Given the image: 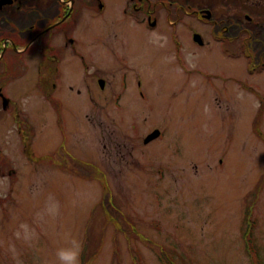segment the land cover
<instances>
[{"label":"rangeland","instance_id":"1","mask_svg":"<svg viewBox=\"0 0 264 264\" xmlns=\"http://www.w3.org/2000/svg\"><path fill=\"white\" fill-rule=\"evenodd\" d=\"M100 1L102 12L94 4L76 30L89 72L83 75L71 58L55 81L63 132L38 88L39 60L29 51L4 90L32 133L28 156L12 109L0 110V151L12 167L0 171V264H59L57 250L71 249L73 241L83 246L80 264L98 247L88 264H161L129 224L174 264H252L243 234L249 194L264 172V144L252 130L264 104V34L251 41L228 19L240 8L251 27L264 9L250 0H150L157 9L161 2L182 9L169 14L161 5L158 27L150 30L125 15L126 0ZM191 10L215 16L198 21L186 15ZM35 12L27 15L36 18ZM38 17L40 27L48 18ZM12 31L2 11L0 36ZM172 31L182 45L177 56ZM194 33L202 46L193 42ZM14 55L8 50L3 60ZM121 73L128 78L122 95ZM98 79L106 83L103 91ZM258 126L264 136V111ZM155 130L159 138L144 143ZM70 156L83 177L61 168L72 164ZM87 164L99 175L93 177ZM251 218L253 256L264 264V188Z\"/></svg>","mask_w":264,"mask_h":264},{"label":"flooded vegetation","instance_id":"2","mask_svg":"<svg viewBox=\"0 0 264 264\" xmlns=\"http://www.w3.org/2000/svg\"><path fill=\"white\" fill-rule=\"evenodd\" d=\"M49 1L24 0V4H17L16 0H11L10 4H4L0 7V13L4 11L6 19L14 27V31L9 32V34L0 36V64H2L0 66V110L10 111L12 109V111H10L9 113L13 114L16 135L18 136V139L22 144V146L20 145V147L24 151H26L27 154L28 151L26 145L29 142V137L32 131L29 132L30 127L28 126V124H26L27 122L24 119L21 120L19 118L18 112L14 110L13 105L15 106L16 104L10 101V99L4 94V90L7 84L16 79L14 77V73L17 72L16 68L19 69L20 67L19 59L22 56L21 54H25L27 51H29L30 53L28 55H32L38 58L39 64H43L45 68L44 77L50 76L52 79L50 83L52 90L55 89V81H57V79L61 75L60 66L64 62H69L71 58L77 59L82 66L83 75L87 74L90 68V66H88L89 61L86 59V54L83 55L80 52V50H82V46L78 37L79 32L76 33V30L81 18L85 21L84 18L93 15L92 13H94V4L95 9L99 11L103 10V6L100 0H82V5H80L79 7H76V0H51L50 3ZM250 1L254 2V4L252 5L254 9H264V0ZM100 5L102 6L101 10L99 8ZM158 5L159 6L157 9V3L151 2L150 0H126V8H124V13L125 15L128 14L127 16L130 20H134L135 22L140 21L150 30H155L156 27H158V16H156L155 14L156 12L159 13V8L161 7V5L164 6V10L169 14L175 13L177 15H180V13H182V9L180 8L168 10L166 8L169 7H165L164 3L161 2V5ZM51 6H56L54 12L52 11L53 7L51 8ZM5 8H9L11 12L8 13ZM232 9H234L235 11L236 7ZM34 11H36V18L27 15V13H32ZM81 11L84 12L82 13ZM206 11L208 10H191V13L189 12L188 14H186L185 12V14L195 16L198 21H204L203 16L206 15ZM240 11V8L237 9L235 18L232 17L228 19L229 21L235 23V28L238 35L244 33L249 38H251V41L253 36L255 35L257 37V34L259 32L261 33V35H263L264 13L253 15L255 22L250 27L248 23L252 22V18L246 13L241 16L239 14ZM15 12H24L26 15L21 18L19 17V15L16 16ZM208 12L209 18H212L214 14H212L210 10ZM45 13L48 19H44L42 26L39 27L38 24L40 21L38 20V18L40 17L38 16H41V14H43L44 16ZM11 14L17 17L16 22L10 18ZM138 15H140L142 18L139 19ZM142 15H145L146 19H144ZM243 19L246 20V24L243 23ZM152 21L156 22L155 27L149 26V23ZM177 38L178 37L175 31L170 32V40L171 43H173V56H177V51L180 52V50L182 49V45H180L176 41ZM24 39H27V42L23 43L22 40ZM17 45L19 46V50H16ZM8 50L15 54L14 56H18V58L13 59L12 57L10 61H4V56ZM21 69H24V64L22 65ZM119 76L121 88L126 89L128 87L127 75L121 73L119 74ZM104 89L105 88L103 87L101 90L103 91ZM42 96L44 97V95ZM44 99L46 100L45 97Z\"/></svg>","mask_w":264,"mask_h":264},{"label":"trees","instance_id":"3","mask_svg":"<svg viewBox=\"0 0 264 264\" xmlns=\"http://www.w3.org/2000/svg\"><path fill=\"white\" fill-rule=\"evenodd\" d=\"M247 57H249V56L247 55ZM250 58H252V56ZM41 88H42V86H41ZM263 107H264V105L261 104V108L259 109V111L257 113V116L254 119L253 124H252L253 131L255 132L256 136L258 138H260V139H263V136H262V133H261L260 128L258 126V123L260 122V119H261ZM55 108H56V110L58 112V109H59L58 108V105H56ZM4 161H6V159L3 157L2 158V161L0 163V165H1V171H2V165H3ZM7 167L10 170L11 166H7ZM74 168H77V171H75L73 173L76 174L79 177H83L82 175H83L84 169L78 168V163L75 164V167ZM88 170H89V168H88ZM91 170H92V166H91ZM94 170H96V168H94ZM92 174H94L93 177L99 175V173L97 172V170H96V172H94ZM90 177H92V176H90ZM263 184H264V175H262L259 178V180H258V182H257V184H256V186L254 188V195H255V197L257 195H259V193H260V191L262 189ZM103 188H104V191L106 192V187L104 186ZM129 232H130V234H132V236L133 235H136V237H138L142 242L146 243L148 246H151L152 247V250L155 252V254H156L158 260L161 262V264H174V262L171 259V257H169L166 253H164V249H161L159 247H156V246L152 245L149 240L144 239L141 234L137 233L135 231V229H134L133 226H131ZM128 237H129V235L127 234V239H128ZM244 241H245L247 253L250 256V260H251L252 264H257L256 261H255V259H254V256H253V249L251 248V245H250V243H251V226H249L248 229L244 233ZM98 249L95 250V252L92 254V256L90 258L95 257V255L98 252ZM88 262H89V259H87L84 262V264H87Z\"/></svg>","mask_w":264,"mask_h":264},{"label":"clouds","instance_id":"4","mask_svg":"<svg viewBox=\"0 0 264 264\" xmlns=\"http://www.w3.org/2000/svg\"><path fill=\"white\" fill-rule=\"evenodd\" d=\"M82 247L79 241H73V247L71 249L57 250L56 257L59 264H80Z\"/></svg>","mask_w":264,"mask_h":264},{"label":"water","instance_id":"5","mask_svg":"<svg viewBox=\"0 0 264 264\" xmlns=\"http://www.w3.org/2000/svg\"><path fill=\"white\" fill-rule=\"evenodd\" d=\"M10 3V0H1L0 1V7H1V5H4V4H9ZM204 18L206 17H208V12H206V15H204L203 16ZM155 25V22H152L151 24H150V26H154ZM194 40L196 41V42H198L199 44H202V41H201V39L197 36V35H195L194 36ZM100 85L102 86V82H100ZM158 135V132H154V133H152L150 136H148V138L145 140V142H147V141H149V140H151V139H153V138H155L156 136Z\"/></svg>","mask_w":264,"mask_h":264},{"label":"bare ground","instance_id":"6","mask_svg":"<svg viewBox=\"0 0 264 264\" xmlns=\"http://www.w3.org/2000/svg\"><path fill=\"white\" fill-rule=\"evenodd\" d=\"M27 19H28V17H27Z\"/></svg>","mask_w":264,"mask_h":264}]
</instances>
